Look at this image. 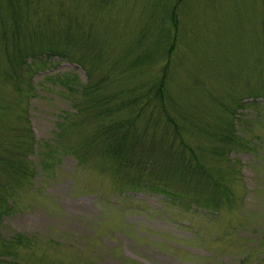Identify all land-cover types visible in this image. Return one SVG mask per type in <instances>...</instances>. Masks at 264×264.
<instances>
[{"label":"rangeland","instance_id":"1","mask_svg":"<svg viewBox=\"0 0 264 264\" xmlns=\"http://www.w3.org/2000/svg\"><path fill=\"white\" fill-rule=\"evenodd\" d=\"M6 1H0L7 8L4 28L0 21V264H264V0H15L8 7ZM173 9L184 59L170 73L172 104L217 128L227 121L234 131L230 141L184 135L193 159L222 182L219 207L172 200L157 186L135 184L134 174L125 184L101 159L79 164L53 146L87 142L90 124L80 127L73 105L80 96L70 87L109 71L123 76L103 79L110 96L99 119L120 130L131 120L135 133L144 130L153 105L139 118L132 101L166 62L157 41L175 30ZM71 21V54L37 53L41 37L57 41ZM85 45L104 59L85 53ZM22 48L27 56L18 77L12 67ZM150 52H156L150 62L135 64ZM153 110L157 120L158 103ZM14 154H29V179L12 173L19 165L5 156ZM7 184H15L10 197ZM192 185L169 188L197 194Z\"/></svg>","mask_w":264,"mask_h":264},{"label":"trees","instance_id":"2","mask_svg":"<svg viewBox=\"0 0 264 264\" xmlns=\"http://www.w3.org/2000/svg\"><path fill=\"white\" fill-rule=\"evenodd\" d=\"M14 1L7 0V7L14 4ZM6 9L0 2V21L3 28ZM170 19L175 30H172L173 32L168 31L166 35L162 36V39L157 41L158 46L160 44L163 46V56L166 62L161 66L159 74L152 79L150 87L146 91L138 93L132 101V104L138 107L136 116L139 118L149 111L153 105L149 111V116L146 118L148 123L144 130L140 133H135L132 129L133 121L131 122V120H128L131 127L125 124L120 130L118 126L108 125V123L103 122V119H99L102 114L101 109L104 104L106 105L110 96L101 88V84L104 82L103 79L108 77L110 81H118L123 76V73L109 71L101 80L91 77V83L80 87H70L71 91L79 92L80 97L77 98L75 96L73 98V105L76 108V114L74 115H81L80 121L82 123L80 127L84 122L85 125L90 124L86 128V130L90 129V134L85 139L87 142L85 144L83 142L82 146L78 145V148H75L68 147L59 140L55 141L53 146L56 149L62 148L65 153L76 156L79 164H84L88 159H101L104 167L116 171L120 180L125 184L129 183L131 175L134 174L136 176H134L135 184L139 186H157L161 192L169 195L172 200L177 201L184 196L187 200H192L199 204L219 207L225 194L222 182L220 178H216L214 173H210L204 165H201L197 158L193 159V155L196 153H194L192 146L187 143L184 135L195 132L196 135L223 137L224 141H230L233 139L234 131L228 126L227 121H224L217 128L204 115L191 112V110L188 111L185 108H178L175 103V105L172 104L176 99L170 87V73L177 61L183 62L184 55L179 52L180 33L177 30L179 18L175 9L171 11ZM70 23L72 24L67 27L62 37L54 38L57 41L41 37L43 41L40 39L37 44V51H39L37 53H49L50 51L52 54H71L70 48L74 42L71 26L74 22L71 21ZM85 47H87L85 53L89 50L95 55V59L100 61L104 59L100 50L94 45H85ZM79 48L82 49L81 46ZM23 50V48L22 51L20 50L19 58L15 60L12 67L18 77L23 74L20 62H23L27 56V53L23 52ZM154 53L156 52L147 53L144 57L138 56L135 64L137 61L142 62L143 60L145 62L147 59L150 62L156 55ZM77 54L83 55L82 58L84 59V54ZM84 60H86V56ZM133 67L135 66L132 62L131 68ZM111 94L114 95L113 93ZM238 102L240 101L238 100ZM157 103L161 107L162 113L156 115V120L153 109H155ZM103 116L105 115L103 114ZM59 139L62 138L60 137ZM187 150L191 153L190 156H188ZM92 154H96L95 157L89 158ZM28 156L29 154L5 156L10 163L14 162L20 166V168H18L19 166L15 167V170L12 169V173L15 171L14 175L19 180H27L33 174L24 165V160ZM46 157L47 153L45 151V157H39V159L44 161ZM27 161L29 160L27 159ZM37 169L39 173L38 166ZM142 177H144V180ZM207 181L211 183L208 191L205 190V188H208V185L205 184ZM173 183L184 184V186L193 184L192 186L197 194L181 193L176 188L170 190L169 185ZM13 186L4 185L5 190L8 191L6 197L12 195ZM190 196H192V199ZM22 238V236H17L14 239H16L15 242H21ZM6 253L8 254V251Z\"/></svg>","mask_w":264,"mask_h":264}]
</instances>
